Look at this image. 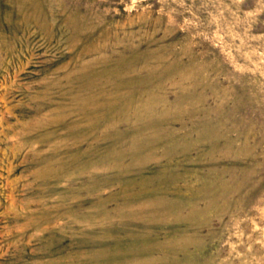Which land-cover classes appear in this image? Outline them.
Here are the masks:
<instances>
[{
	"label": "rangeland",
	"instance_id": "rangeland-1",
	"mask_svg": "<svg viewBox=\"0 0 264 264\" xmlns=\"http://www.w3.org/2000/svg\"><path fill=\"white\" fill-rule=\"evenodd\" d=\"M0 264H264V0H0Z\"/></svg>",
	"mask_w": 264,
	"mask_h": 264
}]
</instances>
